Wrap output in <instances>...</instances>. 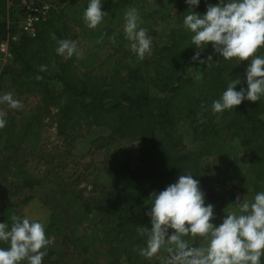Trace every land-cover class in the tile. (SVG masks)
<instances>
[{
    "label": "rangeland",
    "instance_id": "374dc122",
    "mask_svg": "<svg viewBox=\"0 0 264 264\" xmlns=\"http://www.w3.org/2000/svg\"><path fill=\"white\" fill-rule=\"evenodd\" d=\"M40 1L48 3L51 11L38 33L36 30L35 36L30 38L28 47L37 56L35 65L39 69L41 65L47 66V70L41 72L50 81L44 89L36 90L28 82L19 84L18 71L22 65L11 48L22 39L18 30L21 13L15 7V0H0V41L9 34L16 37L14 43L9 42L7 54H0V95L11 92L23 103L22 109L0 105L7 113V124L0 129V223H8L10 227L13 215L42 222L47 237L53 241L47 249H42L47 252L42 264H128L123 256L109 250L112 244L104 243L102 231L105 230L98 222L99 217L95 213H84L78 200L91 202L100 192L110 190L113 187L111 175L116 166L129 164L135 168L138 141L129 137L103 146L102 137L107 135V129L87 123L60 135L56 127L57 110L49 97L60 93V65L68 60H71V71L77 78L93 77L104 85L130 84L131 76L137 73L144 87L153 91V98L161 97L159 88L154 85V61L162 46L169 43L171 32L183 24L179 21L180 7L186 9L189 5L186 0H102V11L108 15L97 28L90 29L83 19L89 0ZM219 2L200 0L206 8ZM131 7L138 10L143 21L140 27L147 29L152 38L151 55L146 54L143 60L131 51V42L124 32L125 12ZM53 33L57 40L76 41L81 55L71 58L58 55ZM113 36L115 43L110 39ZM257 55L264 56V47ZM250 63V60L238 62L245 74ZM182 69L187 76L194 75L195 85L199 84V71L192 57L184 60ZM204 99L198 93L195 96L200 110ZM212 103H209L210 117L219 123L224 112L214 113ZM153 107L157 108L156 104ZM193 119V116L185 118V122H177L172 128L174 142L178 144L174 149H181L191 160H198L201 171L211 179L217 211L239 214L238 198L241 203L244 200L254 202L255 195L264 192V181H254L248 173L246 150L239 140L221 139L216 145L207 146L202 135L203 126ZM197 123L199 128L195 133L192 127ZM159 135L162 137L163 133ZM200 179H203L201 175ZM205 200L206 204H211L209 199ZM212 222L219 226V220ZM173 231L170 229L169 234ZM184 239L193 247L208 243L201 237ZM0 247L7 248L9 244L0 241ZM168 256L169 253L162 249L146 260L149 264H161V257ZM261 259L264 264V257Z\"/></svg>",
    "mask_w": 264,
    "mask_h": 264
},
{
    "label": "trees",
    "instance_id": "16d2710c",
    "mask_svg": "<svg viewBox=\"0 0 264 264\" xmlns=\"http://www.w3.org/2000/svg\"><path fill=\"white\" fill-rule=\"evenodd\" d=\"M180 10L179 21L182 23L189 8L180 7ZM194 10L201 15L207 12L203 3ZM41 25H37V33ZM192 35L183 23L171 32L169 43L159 50L154 61V85L156 89L159 88L161 97L153 98V91L144 87L137 73L131 76L130 84L104 85L93 77L77 78L71 71V60L60 65V93L49 97L57 110L56 127L60 135L67 129L87 123L107 129V135L102 137L103 146L129 137L138 141L135 168L129 164L116 166L112 171L113 187L110 190L100 192L97 199L91 202L78 200V206L84 213H95L99 217L98 222L105 230L102 231L105 234L104 243L112 244L109 250L123 256L128 264H149L139 254V249L145 247L147 237L137 231L139 225L151 228L150 217L146 214L150 211V205L146 202L151 204L148 201L151 194L163 191L175 183L181 174H191L199 180L205 198L214 206L215 219L220 221L219 224L227 215L217 211L211 179L201 171L198 160H191L181 149H174L178 144L174 142L171 132L177 122H185L184 119L191 116L194 122L199 120L207 146L216 145L221 139L239 140L246 150L248 173L254 181H264V97L256 103L245 100L236 109L225 110L219 123L214 121L210 117L209 103L221 97L231 79L241 80L237 91L247 88L246 74L238 61L224 60L209 44L200 49V59L206 60L211 55L213 66L209 68L206 64L194 61L200 77V85H195L196 77L187 76L182 69L184 60L193 57L198 51L191 42ZM21 36L19 43L13 42L14 45H11L14 57L22 65L21 71H18L19 84L28 82L36 90L44 89L50 79L35 65L37 56L29 50L30 38ZM217 61L220 62L218 66L215 64ZM37 76L42 79L37 80ZM197 93L205 98L203 111L196 104ZM154 104L157 108L153 107ZM192 128L197 133L198 123ZM160 132L163 133L162 137ZM193 167L195 169L191 170ZM200 175L203 179H200Z\"/></svg>",
    "mask_w": 264,
    "mask_h": 264
},
{
    "label": "clouds",
    "instance_id": "9594fccd",
    "mask_svg": "<svg viewBox=\"0 0 264 264\" xmlns=\"http://www.w3.org/2000/svg\"><path fill=\"white\" fill-rule=\"evenodd\" d=\"M189 11L184 15V27L193 34L192 44L198 51L192 57L207 67L213 66V57L200 59L201 48L212 45L216 54L226 61H251L246 69L247 88L237 91L242 84L239 78L231 79L218 100L213 101L212 111L223 113L240 106L245 100L256 103L264 97V56L257 55L264 47V0H220L207 7L204 15L194 9L200 0H186ZM102 0H89L83 19L90 29L97 28L107 12L102 11ZM124 32L131 42V51L140 60L151 55L152 38L147 29L140 27L143 21L135 7L128 8L124 16ZM52 39L57 40L55 34ZM115 43V37L110 38ZM58 55L79 57L81 51L76 41L57 40ZM218 66L219 61L215 62ZM47 66L41 65L40 71ZM37 80L42 77L37 76ZM22 109L23 103L13 93L0 95V105ZM7 113L0 109V129L7 124ZM191 174H181L175 183L159 193L153 192L150 211L151 228L139 225L137 231L147 237L146 247L139 249L142 257L151 259L161 250L169 253L161 257V264H261L264 257V192L254 197V202L238 198L239 214L228 213L219 226L214 206L206 204L200 182ZM12 224L0 223V241L9 247H0V264H42L49 245L53 243L46 235L45 225L30 221L27 217L13 215ZM174 230L169 234V230ZM201 237L206 246L193 247L184 237Z\"/></svg>",
    "mask_w": 264,
    "mask_h": 264
},
{
    "label": "built area",
    "instance_id": "2783aa9c",
    "mask_svg": "<svg viewBox=\"0 0 264 264\" xmlns=\"http://www.w3.org/2000/svg\"><path fill=\"white\" fill-rule=\"evenodd\" d=\"M16 9L21 13L18 30L21 35L32 38L35 36L36 27L46 21L51 11L50 5L38 0H15ZM16 40L15 36L7 35L0 41V54L6 55L9 42Z\"/></svg>",
    "mask_w": 264,
    "mask_h": 264
}]
</instances>
